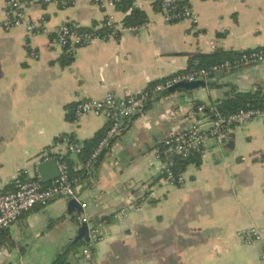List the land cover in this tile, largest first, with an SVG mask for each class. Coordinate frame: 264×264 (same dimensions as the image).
<instances>
[{
  "label": "crops",
  "instance_id": "crops-1",
  "mask_svg": "<svg viewBox=\"0 0 264 264\" xmlns=\"http://www.w3.org/2000/svg\"><path fill=\"white\" fill-rule=\"evenodd\" d=\"M7 1L0 0V190H12L21 171L38 178L36 164L44 162L45 154L68 157L83 169L80 155L57 144L58 138L69 136L84 148L109 125L95 116L75 123L80 100L109 93L122 97L125 90L139 94L176 73L196 69L200 63L194 57L264 46V0H191L197 23L171 24L164 22L155 3L133 0L147 17L145 30L74 50L54 42L61 26L101 29L107 12L117 25L124 24L129 12L104 11L95 0L30 4L27 17L45 31L30 36L24 27H3L11 18ZM203 80L208 82L205 88L165 95L123 121L111 150L95 164L94 178L76 186L81 204L87 205L83 217H113L99 225L103 239L91 249V261L82 254L84 243L66 264H264L261 244H248L238 235L256 227L264 236L262 121L234 127L226 145L212 140L200 166L187 167L183 185L159 178L154 151L164 138L187 129L197 104L264 89V63ZM131 196L142 210L119 222L117 213ZM68 201L37 207L11 226L0 264H54L65 254L80 228L77 215L67 214Z\"/></svg>",
  "mask_w": 264,
  "mask_h": 264
},
{
  "label": "built area",
  "instance_id": "built-area-1",
  "mask_svg": "<svg viewBox=\"0 0 264 264\" xmlns=\"http://www.w3.org/2000/svg\"><path fill=\"white\" fill-rule=\"evenodd\" d=\"M54 0H8L7 9L11 18L3 23L6 30L24 27L32 36L39 32L37 26L27 17L26 7L30 4H48ZM98 5L107 11L116 8L121 0H95ZM159 6L160 14L167 24L189 20L197 23L198 16L193 9L191 0H150ZM206 1V0H204ZM222 2L223 0H216ZM101 29L86 28L80 24H65L55 34L54 42L63 49H77L89 46L95 42H106L119 40L125 34H139L145 30L149 23L126 26L115 24L112 15L108 14ZM105 29L104 33L100 30ZM36 56V55H35ZM264 63V46L241 52L234 58L224 59L208 68H198L192 71H184L174 74L157 84L148 86L143 92L133 94L125 90L122 97L112 93L104 98H86L80 100L74 111V122H79L86 116L104 118L108 122V130L104 138L92 152L90 158L83 164V168L90 174L94 171L95 164L109 150L111 142L120 134L121 125L124 120H130L138 116L147 105L156 100L168 88L181 83L203 80L211 75L232 71L246 65ZM210 115H213L212 118ZM191 124L185 131L173 132L167 135L163 143L157 148L155 158L160 162L159 178L165 184L172 186L183 185L186 181L184 172H175V159L188 158L192 155L203 157L211 149L210 142L215 140L221 144L223 138L227 137L234 127L245 126L255 120L264 123V109L241 110L237 113L224 116L217 111L215 103L197 104L191 113ZM200 118V119H199ZM57 144H65L68 152L80 155L83 152L81 143L73 142L69 136L61 135ZM55 160L58 163L60 175L54 181L44 184L40 178L31 180L24 179L21 173L14 180L10 192L0 195V232L8 230L16 224L23 215L37 207L48 206L58 199L70 200L77 197L76 186L80 183L69 174V165L64 157L52 153L45 154L44 162ZM80 168L74 167V170ZM25 173V172H24ZM138 199L131 196L126 200L125 206L117 213V220L123 222L131 212H140L142 207L137 203ZM85 209L86 204H82ZM83 222L89 223L90 243L82 251L87 261H91V249L103 239L102 230L99 225H92L91 219L83 217ZM239 237L248 244L259 242L262 246V259L264 260V236L256 227L246 228L238 233Z\"/></svg>",
  "mask_w": 264,
  "mask_h": 264
},
{
  "label": "trees",
  "instance_id": "trees-1",
  "mask_svg": "<svg viewBox=\"0 0 264 264\" xmlns=\"http://www.w3.org/2000/svg\"><path fill=\"white\" fill-rule=\"evenodd\" d=\"M116 8L125 13L129 12V15L126 16L123 22L124 25L126 26L138 25L147 22V17L144 15V13L134 7L133 0H121V2L117 4ZM100 32L104 33L105 29L100 30ZM239 54L240 53H235V52L223 53V54L214 53L212 55H201L198 57H194L193 59L199 60L200 63L196 69L203 67L208 68L219 61H222L227 58H234ZM72 60L73 57H71L69 61ZM157 83H159V81L154 84ZM216 106H217V111L224 116L237 113L241 110L264 109V89L259 87L254 92L237 93L233 98L228 97L222 100L221 102L216 103ZM210 116L214 118L213 115ZM107 130L108 127L106 129L99 131L91 140L87 141L84 144L83 152L80 154V160L83 164H85L86 161L90 158L93 150L98 145V143L104 138ZM64 159L67 161L69 165V174L71 178L78 179L80 183L89 180L90 174L87 172V170H85V168L76 171L74 170V164L70 162L69 158L64 157ZM99 162H97L96 167L98 166ZM175 162H176L175 172L180 173V172H185L187 167L191 164H196L200 166L201 157L198 155H192L188 158H176ZM20 173L22 178L24 179L28 178L26 177V174L23 171H21ZM30 179L33 180L32 178ZM13 184L14 183H12V188H13ZM10 191L11 190H9V188L7 187L3 190H0V195ZM7 237H8L7 230L0 232V250L3 249V247L6 245ZM82 245H84L83 240L77 241L69 248V250L65 254L61 255L55 261L54 264L68 263V258L70 254L72 252H75Z\"/></svg>",
  "mask_w": 264,
  "mask_h": 264
},
{
  "label": "water",
  "instance_id": "water-1",
  "mask_svg": "<svg viewBox=\"0 0 264 264\" xmlns=\"http://www.w3.org/2000/svg\"><path fill=\"white\" fill-rule=\"evenodd\" d=\"M235 70H237V69H235ZM215 75H218V74H214V75H211L209 77L211 78L212 76H215ZM207 83L208 82L201 80V81L177 84L175 86H172L171 88H168L165 92H163L161 94V96L159 98L152 101L151 103H157V102H159L161 97H164L165 95L174 94L175 92H177L180 89H184L187 91H193V90L199 89L201 87L205 88ZM148 106H149V104L147 105V107ZM144 110L141 113H143ZM113 142L114 141L111 142L109 150H111V146H112ZM228 143H229V141H228L227 137L223 138V140L221 141V145H226ZM36 169H37V172L39 174L38 178H40L44 184H48V183L54 181L60 175L58 163L55 160L39 162L36 164ZM90 176H91V178H94V171L90 172ZM35 179H37V178H35ZM83 213H84V210H83L82 204L80 202L79 196H77L76 198L70 199L68 201L67 214L71 217H75L77 215L78 218L76 219V221L79 224L80 228H79L77 237L71 242V244L68 246L67 250L73 244H75L77 241H80V240H83V242L86 244L90 243V238H89V225L90 224L83 222ZM111 217H113V214H110L107 216H95L94 218L91 219V221H92L91 224L92 225H100V224H102L103 221H105L106 219H109ZM60 256H61V254H59L57 256V259Z\"/></svg>",
  "mask_w": 264,
  "mask_h": 264
}]
</instances>
